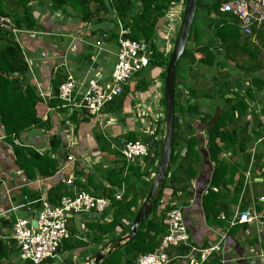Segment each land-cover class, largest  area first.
<instances>
[{"label": "crops", "instance_id": "obj_1", "mask_svg": "<svg viewBox=\"0 0 264 264\" xmlns=\"http://www.w3.org/2000/svg\"><path fill=\"white\" fill-rule=\"evenodd\" d=\"M20 2L21 0H2L3 8L1 9L9 16L4 19L10 22V18L12 19L14 15H22L23 8ZM183 4L185 3L182 0L178 3H171L166 12L167 18L171 14L180 17L184 9ZM27 6L36 20V28L14 31V38L28 64V72L23 76V84L31 85L34 88L39 98L36 104L37 114L45 121V125L40 128L28 129L21 134V141L14 140V143L23 144L42 153L52 151L50 140L55 138L60 144L52 156L56 158L58 167L55 174L50 177H42L36 172V177L33 180L27 179L16 163L12 146L4 141V133L0 125V236L5 240L11 239L12 227H2V220L14 222L15 219L20 218L16 214L21 210L31 215L29 210L13 209L26 202L24 198L26 195L22 193L24 188L38 193L39 197L28 198V201H35L32 206L36 209H38L35 207L36 204L40 203L41 206V199H47V192L50 189L53 190L61 184L65 188L64 190L68 191L70 186L65 182L68 178L76 187L83 190L85 189L82 185H86L87 190L85 191L91 192L93 195H105V189L111 186L106 175L113 168L120 167L123 160L116 151L107 145L106 140L103 142L99 136L104 137L110 134L114 137H124L128 132L142 134L139 131L140 125L134 117L135 104L140 102L143 106L149 107L154 96L162 94L163 97L162 68L147 67L142 73L143 77L138 76L147 80V88L144 91L132 92L133 85L139 79L133 78L128 83L130 90L125 94L119 109H112L111 105H107L97 115H90L77 105L68 107V113L61 112L58 107H51L49 102L55 97L52 83L57 75L66 78L72 76L82 87L85 82L87 83L94 77H100L103 85L110 82L116 64L118 32L117 37L112 39L109 32L113 24L109 19L98 24L81 22L72 15H68L63 8H52L46 0H29ZM203 12L201 11V16L197 20L201 26H203L201 20L204 16ZM167 23L168 21L159 25L162 38L159 35L157 42L160 49L163 50L166 47L164 29ZM98 29H104V33L108 35L102 41L101 46L95 45V42L102 37L99 35ZM205 35L207 36V33ZM206 36L202 37V44L208 42L217 44ZM243 37L250 45H261V54L258 57L261 58L262 65L256 63L249 55L223 58L225 62L222 67L213 66L211 70L207 69L210 67L198 61L190 64L188 60L190 69L178 73L175 89L177 93H180L179 101L183 103L189 96L193 104H198V111L205 114L212 104L219 111L222 101L219 98V93L215 94V90L221 84L225 85L221 91L224 98L230 99L236 93L243 96L247 104L249 118L255 114L258 121L261 122V127H264V34L262 31H256L254 39ZM239 40L242 42L244 39ZM213 77L218 78L216 82ZM72 111L75 112V119L69 117ZM184 115V119L192 124V134L199 138L200 160L195 166L196 175L187 189L189 195L182 196L181 200L176 202L183 209V221L190 237L189 251L180 254L179 250L184 245L169 248L170 264H188L190 247L196 249L191 254L198 258L197 250L216 244H219L220 250L210 254L202 264H264V203L260 200L261 196L264 197L262 177L264 169L254 170L252 163L253 153L262 148V142L259 139L263 140L264 135L263 139L252 138L248 149L251 153L250 162L247 169L242 172L245 176L246 171L250 170V176L254 177L253 181L250 178L245 183L244 180L243 190H245L237 202H231L230 197L223 200L230 205L231 215L229 217L231 219L238 216L240 210L242 213L249 212L251 219L245 224H236L233 228H230L228 221L223 224L209 223L202 206V198L209 185L214 167L206 149L205 128L209 122H201L200 117L198 118L195 114L192 116L188 111ZM69 130L72 132L70 133ZM184 149L183 146L182 153ZM68 155L74 158L72 162L67 161ZM222 156L230 159V162H234L238 158L232 156L230 152H224ZM157 165L156 161L150 165L147 168L149 175L142 177L141 181L132 178L140 192L147 189L149 183L151 185ZM125 173H127L126 168L124 169ZM237 177L238 175L235 176V179ZM173 202L171 189L164 188L158 212L166 206L170 207ZM257 206L260 207V210H257ZM13 211H16L14 216L11 214ZM220 215L224 214L221 212ZM97 216L95 213L72 215L68 219V230L75 233V236H79L86 230L85 223ZM77 218H80V222L76 220ZM126 224L127 222L124 221L123 225ZM119 231L118 228L115 233L118 234ZM223 235H225L224 239L221 238ZM115 240H104V245L91 244L72 252H64L62 253L63 259L59 264H62L64 260H72V264H87L94 259L93 252L97 253L103 247H111L115 244ZM106 250L107 248L104 252Z\"/></svg>", "mask_w": 264, "mask_h": 264}, {"label": "trees", "instance_id": "obj_2", "mask_svg": "<svg viewBox=\"0 0 264 264\" xmlns=\"http://www.w3.org/2000/svg\"><path fill=\"white\" fill-rule=\"evenodd\" d=\"M179 1L181 0H46L52 8H63L68 15H72L81 22L98 24L105 19H109L113 24L109 32L112 39L117 37L119 21L122 28L126 30L124 37L138 41L144 40L148 43L150 54L148 67L162 68V80L164 79L165 67L171 50L168 55H165L164 50L158 46V36L160 35L162 38L159 25L168 21L166 12L169 5ZM223 1L225 0H196L195 15L187 44L180 58L182 56L186 57L190 64L198 61L210 67L217 66L221 68L225 62L223 58L249 55L256 63L262 65L261 58L258 57L261 54V45H250L242 36V33L240 34L236 18L230 13L221 11L220 7ZM27 2L29 0H21L22 15L16 14L10 19L13 29L0 23V125L4 133V141L12 146L18 167L27 179L33 180L36 177V172L37 175L42 177H50L55 174L58 163L52 155L59 148L60 143L52 138L50 140L52 151L42 153L23 144L14 143V140L21 141V134L28 129L40 128L45 125V121L37 114L36 104L39 98L34 88L31 85L23 84V76L28 72V64L14 38V31L34 30L36 28V20L30 13ZM182 2L185 3V0H182ZM1 4L0 1V17H9L7 13L2 11ZM201 11H204V16L201 18L203 26L197 22L199 16H201ZM98 31L101 36L105 30L98 29ZM205 36L210 37L217 44L212 42L202 44V37ZM242 38L244 40L240 42L239 39ZM179 60L176 64L175 77L178 75ZM239 68L242 67L239 66ZM145 69L137 74L139 79L133 85L132 92L144 91L147 88L148 82L142 78ZM65 79L66 77L57 75V78L53 80L52 88L55 97L49 102V105L54 108L58 107L63 113H68V107H63L64 103L57 99L58 87ZM217 79V77H213L214 82ZM224 87L225 85L221 84L215 90V94L219 93V98L222 101L219 111L212 104L205 114L198 111V104H193L189 96L183 103L179 101L180 93H177L174 89L175 116L172 150L163 185V189H171L172 201L177 202L181 200L182 196L189 195L187 189L196 175L195 166L200 160L198 149L200 142L199 138L192 134L190 121L184 119V113L188 111L192 116L195 114L198 118L200 117L201 122H209L205 128L206 149L210 161L214 163V167L207 192L202 198V206L207 221L209 223L218 222L219 224L229 222L231 219L229 217L231 215L230 205L223 200L230 197V201L235 203L238 199L240 200L241 195L243 196L242 193L245 189L243 190L244 173L242 172L247 169L250 162L251 153L248 149L252 138H262L264 135V127H261V122L258 121L256 115L252 114L249 118L247 104L243 96L236 93L230 99L224 98L221 92ZM129 90L130 87L126 85L122 94L105 106L111 105L112 109H119L125 94ZM161 101L164 105L163 97ZM69 117L75 119V112L72 111ZM99 137L103 142L105 141L102 135ZM124 137L128 140L141 138L148 141V138L143 137L139 132H128ZM161 141L162 137L154 142L141 161L126 165V162L121 158L123 164L108 172L106 179L111 186L104 189L105 195L110 198L109 207L93 220L86 222V230L81 235L75 236V233L70 230V237L64 240L58 248L59 254L72 252L91 244L104 245V240H115L129 230L141 205L140 202L146 197L150 186L149 183L147 189L140 192L132 178L142 179L148 174L147 168L153 165L155 161L158 163ZM261 142L262 148L255 151L252 156L254 170L258 171L261 168L264 169V139ZM183 146L185 149L182 153L181 148ZM224 152H230L232 156L238 158L236 161L230 162V159L228 160L225 156H222ZM125 168L127 173L124 174ZM236 175L238 177L235 179ZM262 177L264 182V172ZM251 179L253 181V175ZM88 182L91 184L89 180ZM122 183L126 186L125 191L121 199H115L116 188H119ZM82 187L87 190L86 185H82ZM213 188L217 190L214 191ZM64 189L61 184L53 190L50 189L47 192V200L56 203L67 192ZM22 193L29 199L39 197L37 192H31L27 188H24ZM161 194L162 192L149 215L140 223L136 236L124 242L119 248L107 253L97 264H135L138 256L153 252L158 248L163 235L166 234V227L162 221L165 212L169 209L166 206L158 212ZM94 195L100 196L101 194ZM35 207L40 208V203L36 204ZM257 210H260L259 206H257ZM221 212L224 214L223 218L220 217ZM124 221L127 222L125 226L123 225ZM236 224H239V222L237 221L230 228H233ZM12 225L13 222L9 220L1 221L2 227H12ZM118 228L120 231L116 234ZM180 249V254L189 251V247L185 246ZM18 253V248L13 239L5 240L0 236V264H34L29 260L18 259ZM95 254L96 252H93L92 257ZM15 258L18 259L17 262H14ZM52 263V259H47L39 264ZM62 264H72V261L64 260Z\"/></svg>", "mask_w": 264, "mask_h": 264}, {"label": "built area", "instance_id": "obj_3", "mask_svg": "<svg viewBox=\"0 0 264 264\" xmlns=\"http://www.w3.org/2000/svg\"><path fill=\"white\" fill-rule=\"evenodd\" d=\"M220 9L236 18L243 36L254 39L256 31H262L264 34V0H225ZM180 22V17L174 14L168 16V23L164 29L165 55L172 48V42ZM118 25L116 64L110 82L103 85L100 77H94L87 83L85 82L84 87H82L72 76H68L58 87L57 97L64 103L63 107L77 105L83 108L87 114L97 115L107 103L122 94L124 87L133 78H136L141 70L148 67L150 61L148 43L144 40L138 41L124 37L126 30L122 28L119 21ZM107 37L108 35L103 33L95 45L101 46L102 41ZM161 98L162 94L154 96L149 107L143 106L140 102L134 106V117L140 125L139 131L143 137L148 138V141L141 138L128 140L123 136L114 137L110 134L104 136L109 147L121 156L126 165L141 161L153 143L162 137L164 111L159 105ZM73 160L71 155L67 156L68 162ZM250 175V170H247L244 176L245 183L251 178ZM65 182L70 186V189L56 203L41 199V206L36 209L32 206L35 201H28V198L24 196L26 202L13 208L26 209L31 212L30 218H17L12 225L11 239L15 241L18 248V259L29 260L34 264L52 259V264H59L63 256L58 253V248L64 240L70 237L69 217L90 213L99 215L109 207L110 198L106 195L97 196L78 188L70 178ZM124 191L125 185L121 184L116 189L114 198L121 199ZM206 192L207 189L204 193ZM260 200L264 203L263 196L260 197ZM35 211H39V217L36 221V227H33L31 220ZM182 212L183 209L180 204L173 202L170 205L162 221L166 227V234L163 235L158 248L153 252L138 256L135 264H170L169 248L183 245L189 247L190 237L183 221ZM220 216L221 218L224 217V215ZM250 219L249 212H240L238 216L229 220V226H233L237 221L246 223ZM224 237L225 235L221 238L224 239ZM194 250L196 249L190 247L188 264H202L210 254L218 252L220 246L216 244L197 250L198 258L191 254Z\"/></svg>", "mask_w": 264, "mask_h": 264}, {"label": "water", "instance_id": "obj_4", "mask_svg": "<svg viewBox=\"0 0 264 264\" xmlns=\"http://www.w3.org/2000/svg\"><path fill=\"white\" fill-rule=\"evenodd\" d=\"M196 10V0H185L182 19L177 30L176 39L173 47L170 51L168 61L165 67L164 79H163V103H164V123H163V135L161 141L160 154L158 159V165L154 177L152 179L150 188L140 205L129 230L122 234L115 240V244L111 247H103L95 254L92 261L87 264H97L107 253L113 249L119 248L121 243L133 239L137 232L140 223L149 215L154 204L156 203L160 193L163 190L165 183L167 169L169 166L170 155L172 150L173 130H174V89L176 83L175 69L177 61L184 52L186 47L188 36L190 33L192 21ZM0 23L4 26L13 29V25L6 19L0 18ZM39 217V211H35L34 217L31 220V225L36 227V221ZM105 248L107 250L104 252Z\"/></svg>", "mask_w": 264, "mask_h": 264}, {"label": "rangeland", "instance_id": "obj_5", "mask_svg": "<svg viewBox=\"0 0 264 264\" xmlns=\"http://www.w3.org/2000/svg\"><path fill=\"white\" fill-rule=\"evenodd\" d=\"M1 2H2V0H0ZM2 6V8H3V5H1ZM183 8H184V4H183ZM183 14V13H182ZM196 18V17H195ZM2 19H4V18H2ZM11 19V18H10ZM180 19H182V15L180 16ZM178 29H179V27H178ZM176 35H177V33H176ZM176 35L174 36V39H173V42H172V45L174 44V41H175V39H176ZM158 46H159V44H158ZM169 53V52H168ZM168 55V54H167ZM116 61V60H115ZM188 62V59L186 58V57H184V56H182L181 58H180V60H179V64H178V73L180 72V71H186V70H188V69H190V65L187 63ZM208 67H210V66H208ZM207 69H209V70H211V67L210 68H207ZM182 73V72H181ZM161 93H162V91H161ZM159 105L162 107V110L164 111V106L162 105V103H161V99H160V102H159ZM103 123H104V121H103ZM147 175H149V174H147ZM18 213L16 214V211H13L11 214H12V216H14L15 214L17 215V217H20V218H30V216L31 215H28V213L27 212H25V211H23V210H21V211H17ZM78 222H80V218H77L76 219ZM18 261V259L17 258H15V261L14 262H17ZM72 261V260H71ZM73 262V261H72Z\"/></svg>", "mask_w": 264, "mask_h": 264}]
</instances>
